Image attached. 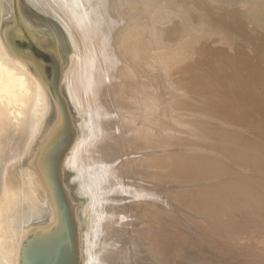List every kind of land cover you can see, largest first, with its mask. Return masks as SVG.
Masks as SVG:
<instances>
[{"label":"bare ground","instance_id":"6f19581e","mask_svg":"<svg viewBox=\"0 0 264 264\" xmlns=\"http://www.w3.org/2000/svg\"><path fill=\"white\" fill-rule=\"evenodd\" d=\"M24 1L62 39L67 23L79 49L57 52L75 128L60 169L75 202L77 264H231L210 263L188 231L214 245L239 239L235 212L264 205L247 173L264 163V0ZM10 3L0 34V264H20L28 232L58 218L41 170L58 103L37 58L6 35L18 21ZM7 6L0 0V16Z\"/></svg>","mask_w":264,"mask_h":264},{"label":"water","instance_id":"95a60500","mask_svg":"<svg viewBox=\"0 0 264 264\" xmlns=\"http://www.w3.org/2000/svg\"><path fill=\"white\" fill-rule=\"evenodd\" d=\"M15 1L17 25H11L6 35L12 36L21 56L37 58L38 70L58 103V126L41 150V170L52 191L58 218L51 227H35L28 232L22 243L20 264H77L75 202L63 188L60 169L66 151L75 141V128L60 89L57 45L51 26H38L33 20L22 17L19 0Z\"/></svg>","mask_w":264,"mask_h":264},{"label":"rangeland","instance_id":"374dc122","mask_svg":"<svg viewBox=\"0 0 264 264\" xmlns=\"http://www.w3.org/2000/svg\"><path fill=\"white\" fill-rule=\"evenodd\" d=\"M2 1L5 3L6 6L8 4L9 5L7 6L8 8H7L6 15L0 16L1 18L0 19V34H2V32L4 31L5 24H8V22H10L13 18V14H12L13 11H12V5L10 3V0H7V1L5 0L6 2L4 0ZM8 1L9 3H7ZM20 4L22 5V7L24 6L23 9L22 8L21 9L25 15V18L27 19L31 18V20L38 19L35 21V23L38 26H47V25L51 26V29H52V32L55 38V42L57 45V52L60 53V55H62L61 57L64 58L72 54L75 55L77 54L76 53L77 51L79 52V49L77 50L78 45H76L77 44V40L75 39L76 37H73L75 36V34L73 32L70 33L72 30H70L67 23H66L67 26L65 25L66 28L62 30L63 31V39H62L61 35L58 33L56 29L57 26L55 25L54 19L47 17L45 14H42V15L39 14L40 16L39 15L37 16V14H32L31 12L32 10H30L29 7H27L28 5L24 0L23 2L20 1ZM59 16H61V19L63 21H65L62 15H59ZM65 66H66V62H64V67ZM26 162L27 161L25 160L24 164ZM22 164L23 162L21 163V165ZM253 164L254 163H251V162L249 163L247 173L250 178H253L256 180L258 184L256 192L262 198H264V172H263L264 170L261 171L260 169L261 166L264 168V166L262 165L264 163H260V166L259 164L254 166ZM76 184L78 185L77 182L71 183L72 191L76 188ZM95 196H96V193L93 197L95 198ZM75 200L79 207H83V206L85 207V205L88 204L89 202L87 197L79 196V197H76ZM89 212L91 211L88 210L87 214H89ZM235 214H236L237 222H236V225L233 226L230 230H234L235 228V231H237L238 234L240 235L239 239L227 241L222 237L221 239H218L216 242L217 244L214 245L213 243L210 242V237H208V234L206 236L205 234L201 233V235H205L203 238H201L198 235L193 234L192 231H188L189 238L191 239L193 243L200 245L201 249L205 252L202 255H204V258L206 259L208 258L209 260H211L210 263H218V262L221 263L222 261H231V264L233 263L234 264H264V205L257 207V208L253 207L251 210H247L246 212L237 211L235 212ZM175 215H180V213L175 212ZM81 216H82V219L80 218V221L83 222V224H85V219L87 218L88 215L84 216V214H82ZM181 220H183V218ZM240 242H243V243L241 244ZM215 246L217 248L216 254H215V251H216ZM197 249L198 247H195V250ZM213 256L216 257L215 258L216 260L213 258ZM175 264H179V262Z\"/></svg>","mask_w":264,"mask_h":264}]
</instances>
